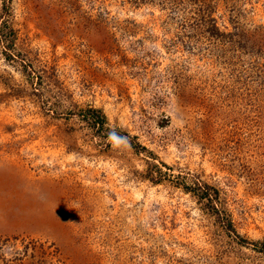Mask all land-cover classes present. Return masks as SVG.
I'll use <instances>...</instances> for the list:
<instances>
[{"label":"rangeland","instance_id":"1","mask_svg":"<svg viewBox=\"0 0 264 264\" xmlns=\"http://www.w3.org/2000/svg\"><path fill=\"white\" fill-rule=\"evenodd\" d=\"M262 242L264 0H0V264H264Z\"/></svg>","mask_w":264,"mask_h":264},{"label":"trees","instance_id":"2","mask_svg":"<svg viewBox=\"0 0 264 264\" xmlns=\"http://www.w3.org/2000/svg\"><path fill=\"white\" fill-rule=\"evenodd\" d=\"M84 119L88 124L94 127H100V126L103 127L106 121L105 115L100 110L93 108L88 109L86 111V113L84 114ZM213 210L217 212V209H213ZM218 213L220 216L219 222L222 225L223 231L226 234H228V236L230 237L235 236V238L241 239L234 228V223L231 214H229L225 209L222 212H218ZM255 246L258 248L260 252H264V242L259 243V245H257L256 243Z\"/></svg>","mask_w":264,"mask_h":264}]
</instances>
